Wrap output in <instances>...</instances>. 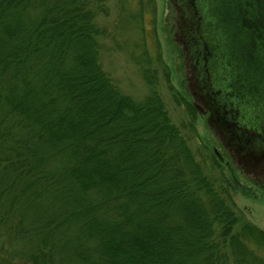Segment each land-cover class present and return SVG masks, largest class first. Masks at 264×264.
<instances>
[{"label": "trees", "instance_id": "trees-1", "mask_svg": "<svg viewBox=\"0 0 264 264\" xmlns=\"http://www.w3.org/2000/svg\"><path fill=\"white\" fill-rule=\"evenodd\" d=\"M107 2L0 0V264H264L156 89L101 68Z\"/></svg>", "mask_w": 264, "mask_h": 264}, {"label": "water", "instance_id": "water-1", "mask_svg": "<svg viewBox=\"0 0 264 264\" xmlns=\"http://www.w3.org/2000/svg\"><path fill=\"white\" fill-rule=\"evenodd\" d=\"M168 4L191 106L245 177L264 178V0Z\"/></svg>", "mask_w": 264, "mask_h": 264}, {"label": "rangeland", "instance_id": "rangeland-1", "mask_svg": "<svg viewBox=\"0 0 264 264\" xmlns=\"http://www.w3.org/2000/svg\"><path fill=\"white\" fill-rule=\"evenodd\" d=\"M142 2L143 18H136L139 9L136 0H108V15H98L97 23L106 30L107 36L101 39L98 57L101 68L121 92L136 100L156 89L171 122L179 127L208 175L224 188L235 204L238 217L264 231V189L255 184L252 175L245 177L242 170L236 168L206 125L205 117L191 106L180 46L173 38L175 29L169 20L173 12L168 0ZM145 51L150 63L143 66L150 69L156 81L152 87L142 75ZM183 100L190 104V109ZM231 169L234 180L243 187L242 192L234 187Z\"/></svg>", "mask_w": 264, "mask_h": 264}, {"label": "flooded vegetation", "instance_id": "flooded-vegetation-1", "mask_svg": "<svg viewBox=\"0 0 264 264\" xmlns=\"http://www.w3.org/2000/svg\"><path fill=\"white\" fill-rule=\"evenodd\" d=\"M173 16H174V14L171 15V19H169V20L171 21V25H173L174 29L176 30L177 27H176V25H175V23H174ZM175 30H174V32H175ZM208 114H209V112H207L206 116H204V117L206 118ZM228 156H229V154H228ZM252 176H253V178H252ZM252 176H251V178H252V180L255 182V184H256L258 187H261L262 189H264V178H261V177H259V176H255V175H252ZM249 177H250V176H249Z\"/></svg>", "mask_w": 264, "mask_h": 264}]
</instances>
